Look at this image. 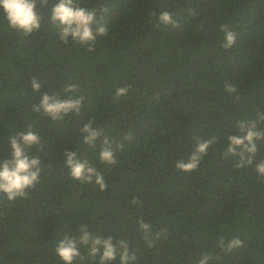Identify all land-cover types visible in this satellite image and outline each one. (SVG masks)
I'll use <instances>...</instances> for the list:
<instances>
[{"label":"trees","instance_id":"16d2710c","mask_svg":"<svg viewBox=\"0 0 264 264\" xmlns=\"http://www.w3.org/2000/svg\"><path fill=\"white\" fill-rule=\"evenodd\" d=\"M75 2L95 8L108 27L92 51L59 40L48 20L58 0L39 9L41 28L28 36L0 14V162L11 158L9 135L29 125L43 144L28 150L40 158L42 173L27 197L9 201L0 194V264H62L54 249L65 234L78 235L79 225L128 240L136 264H197L206 252L219 258L210 264H264V178L254 171L264 160V141L251 166L237 168L238 158L222 156L237 121L264 113V0ZM162 11L172 13L175 27L157 26ZM221 24L236 33L227 50ZM69 84L84 97L80 115L52 121L34 111L44 93L70 95L63 91ZM226 84L236 93L226 92ZM120 87L129 91L117 98ZM89 121L114 147L123 142L116 165L99 162L102 138L95 147L83 143L80 129ZM212 135L218 139L196 170L176 169L196 138ZM66 150L88 159L107 189L73 180ZM139 218L153 233L165 230L152 248ZM220 237L225 243L239 237L243 245L225 253ZM81 255L74 264H97L85 249Z\"/></svg>","mask_w":264,"mask_h":264},{"label":"clouds","instance_id":"9594fccd","mask_svg":"<svg viewBox=\"0 0 264 264\" xmlns=\"http://www.w3.org/2000/svg\"><path fill=\"white\" fill-rule=\"evenodd\" d=\"M49 0H0V14L7 21L10 29L21 32L24 36L31 35L39 31L42 25L43 16L39 9L44 8ZM39 5V8H38ZM193 16L194 10H190ZM49 22L58 31L61 42L67 45L70 41L79 45H86L88 51H92L97 38L108 35V27L97 19L95 8L79 7L75 0H58L50 10ZM172 27L176 26V21L169 11H162L158 16V25ZM220 30L224 34L222 47L227 50L232 48L236 42V33L229 29L226 24L220 25ZM34 91H39L41 85L35 78L31 81ZM63 91L68 93L66 98H62L60 93H44L39 103L33 106L34 111L50 118L52 121H61L69 113L80 115L84 101L82 95H76L80 89L74 85H67ZM129 89L120 87L116 90V97L126 96ZM225 91L233 94L237 88L233 84H226ZM264 122V113H257V118L252 120L237 121V133L227 136V145L223 150L224 159L238 158L236 167L244 168L254 163L258 152L257 142L264 141V129L258 128V123ZM86 133L83 143L95 147L97 140L102 138L101 150L98 153L99 162L107 165H116V152L123 149V142L113 146L111 138L100 129L92 127L89 121L80 129ZM125 141L131 140L129 133L123 138ZM217 136L212 135L208 139L196 138V147L187 159H179L175 162L176 169L182 172H192L196 170L208 154L209 148L216 143ZM10 145V159L0 162V194L6 196L9 201L17 198H26L28 191L37 183L42 173L41 160L38 156H30L29 149L37 146L38 150L43 144L40 136L28 126L26 131H17L8 137ZM64 165L69 170L73 180L85 184H95L101 191L107 189L103 175L95 166L89 163L88 159L80 160L75 151H65ZM254 171L264 178V160L255 164ZM132 204L139 206L138 198H133ZM140 230L143 232V239L148 248L155 246V243L165 234V230L152 232V225L145 222L143 218L137 220ZM78 235L65 234L57 243L54 253L62 261V264H74L78 259H84L81 249H85L87 257L96 260L97 264H114L118 260L119 264H136L138 259L135 251L130 250L129 241L126 239L115 240L112 236L104 238L100 233H90L86 225H79ZM243 241L239 237H234L225 243L224 237H220L219 246L225 253H230L242 247ZM213 257L207 252L202 254L197 264H210Z\"/></svg>","mask_w":264,"mask_h":264}]
</instances>
